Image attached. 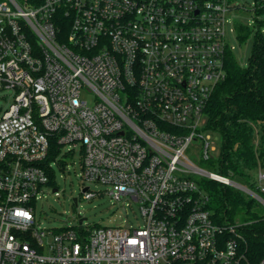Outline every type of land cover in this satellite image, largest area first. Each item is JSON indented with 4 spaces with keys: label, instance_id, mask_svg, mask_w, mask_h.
Here are the masks:
<instances>
[{
    "label": "built area",
    "instance_id": "obj_1",
    "mask_svg": "<svg viewBox=\"0 0 264 264\" xmlns=\"http://www.w3.org/2000/svg\"><path fill=\"white\" fill-rule=\"evenodd\" d=\"M232 2L0 0V90L14 92L0 114V264H252L240 224L216 217L200 181L264 205V169L249 188L186 153L213 159L206 107L226 77ZM77 145L82 178L136 201L142 223L40 224L46 159Z\"/></svg>",
    "mask_w": 264,
    "mask_h": 264
},
{
    "label": "trees",
    "instance_id": "obj_2",
    "mask_svg": "<svg viewBox=\"0 0 264 264\" xmlns=\"http://www.w3.org/2000/svg\"><path fill=\"white\" fill-rule=\"evenodd\" d=\"M254 42L249 64L241 66L232 54L225 58L226 77L218 82L206 107V126L221 134V156L212 160L218 173L251 188L257 168L264 169V36L260 31L264 3L256 0ZM235 29L242 41L252 32L238 22ZM52 148L46 161L54 159ZM50 173V184L55 186ZM202 190L208 197L207 207L220 220L240 224L241 248L255 264L264 258V213L254 208L257 201L218 181L202 178ZM264 198V193L261 194Z\"/></svg>",
    "mask_w": 264,
    "mask_h": 264
},
{
    "label": "rangeland",
    "instance_id": "obj_3",
    "mask_svg": "<svg viewBox=\"0 0 264 264\" xmlns=\"http://www.w3.org/2000/svg\"><path fill=\"white\" fill-rule=\"evenodd\" d=\"M19 3L22 0H17ZM235 7L227 12L225 25V37L233 46L231 54L241 66L249 64L252 53L255 26V2L256 0H232ZM264 3V0H261ZM257 18L263 20L260 31L264 36V14H258ZM241 22L252 28V32L244 40H240L235 29ZM12 89L0 90V114L13 100ZM203 135L210 136V154L213 159L203 160L201 149L190 145L186 151L189 157L195 158L196 164L202 168L217 172L212 165V160H218L221 156V134L217 130L204 129ZM67 146L63 151L67 150ZM61 162V164L59 163ZM52 168L55 175L57 193L52 192V186L45 187L41 197L36 202L35 216L42 226L62 227L78 225V214L83 220V226L95 228L98 226H132L142 223V216L138 203L130 198L114 199L109 193L110 186L98 182L87 181L82 178L80 146L77 145L73 152L66 155H56L52 160ZM89 189L98 194L90 199L83 198L82 188ZM232 187V186H231ZM234 188V187H233ZM236 189V188H234ZM250 197L242 190L236 189ZM73 197L77 199L75 203ZM260 213H264V205H254Z\"/></svg>",
    "mask_w": 264,
    "mask_h": 264
},
{
    "label": "water",
    "instance_id": "obj_4",
    "mask_svg": "<svg viewBox=\"0 0 264 264\" xmlns=\"http://www.w3.org/2000/svg\"><path fill=\"white\" fill-rule=\"evenodd\" d=\"M86 189H87V186L83 187L82 190H86ZM53 190H55V189H53ZM73 201L76 203V202H77V199H76L75 197H73ZM78 218H79V223H81L82 220L84 219V218H82V217L80 216V214H78Z\"/></svg>",
    "mask_w": 264,
    "mask_h": 264
}]
</instances>
